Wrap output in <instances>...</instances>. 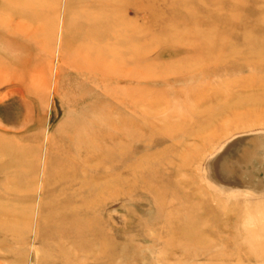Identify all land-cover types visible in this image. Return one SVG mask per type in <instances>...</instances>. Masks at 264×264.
Masks as SVG:
<instances>
[{"label":"rangeland","instance_id":"obj_1","mask_svg":"<svg viewBox=\"0 0 264 264\" xmlns=\"http://www.w3.org/2000/svg\"><path fill=\"white\" fill-rule=\"evenodd\" d=\"M257 132L264 0H0V264H264V194L207 170Z\"/></svg>","mask_w":264,"mask_h":264},{"label":"water","instance_id":"obj_2","mask_svg":"<svg viewBox=\"0 0 264 264\" xmlns=\"http://www.w3.org/2000/svg\"><path fill=\"white\" fill-rule=\"evenodd\" d=\"M51 118L52 107L49 111V123ZM224 145L221 152L213 156V160H209L207 163L209 181L219 189L247 191L255 195L264 194V132L236 136ZM227 149H229L228 151L235 149L231 153L238 154H240V150L244 149V152L249 156L244 163H238L230 177L225 179L221 176L223 167L220 163L216 164V167L214 165L213 169H211V165ZM233 156L236 157V155Z\"/></svg>","mask_w":264,"mask_h":264},{"label":"bare ground","instance_id":"obj_3","mask_svg":"<svg viewBox=\"0 0 264 264\" xmlns=\"http://www.w3.org/2000/svg\"><path fill=\"white\" fill-rule=\"evenodd\" d=\"M70 4L71 3H69L68 4V6H67V12L70 10V8H71V6H70ZM96 5V6H93V5ZM102 5L100 4V7H101ZM84 7H86V8H93V7H99V1L98 2H96V1H94V3L92 2V3H90V4H85L84 5ZM85 8V9H86ZM83 11V10H82ZM88 13V12H87ZM84 18L86 19V20H88L86 23H88V24H86V23H84V24H86V25H84V24H82L81 26L82 27H79L78 29H79V34H77V35H74L72 38H73V40H72V43H76V44H74V46H77L78 47V52H79V55L78 56H76L77 57V59H75V60H77V65H76V67H78V68H80V69H85V68H88V66L89 65H91L92 63H95V62H101V59H102V56H101V52H100V47H99V45H100V43L101 42H103V40H104V38H103V36H102V34H101V32H97L95 35H93V34H90L92 31L91 30H93L94 28H97L98 27V24H95L91 19L89 20V15H87V14H85V16H84ZM66 21L67 22H65V33H64V35H65V40H66V38H67V35H70L71 33H73V30L75 29L76 30V28L74 27V29L72 28V26H71V20H69V19H66ZM23 27L22 26H20V24H18V23H15V24H11V21L9 22V24L7 25V27H6V30H5V32H4V34H8V35H13V34H19L20 33V30L22 29ZM97 30H99L98 28H97ZM96 30V31H97ZM112 30H114V29H111V32H112ZM110 32V34L113 36V38L111 37V35H110V37L113 39L112 41H114L115 42V36L113 35V33H111ZM14 36V35H13ZM109 37V38H110ZM15 39H18V37L17 38H15ZM108 40V39H107ZM106 42V41H105ZM104 42V43H105ZM111 42V41H110ZM103 43V44H104ZM115 43H117V42H115ZM102 44V46L103 47H105L104 45ZM115 45V44H114ZM113 45V46H114ZM86 46V47H85ZM116 46V45H115ZM106 48V47H105ZM108 48H110V46L109 47H107V50H108ZM112 49V48H111ZM111 49H109L110 51H111ZM114 50H117V49H114ZM110 51L109 52H105V53H110ZM114 52V51H113ZM116 52V51H115ZM104 54V53H103ZM117 54V53H116ZM110 55H112V53L110 54ZM114 55V54H113ZM118 55V54H117ZM104 56H106L105 54H104ZM75 57V56H74ZM107 60V59H106ZM116 60V59H115ZM103 61V60H102ZM116 62H117V60H116ZM113 64H115L114 62H113ZM75 66V65H74ZM101 66V65H100ZM97 68V67H96ZM99 70V69H98ZM93 71V70H92ZM111 74V73H110ZM44 82V81H43ZM16 92V91H15ZM189 133V132H188ZM192 136V135H191Z\"/></svg>","mask_w":264,"mask_h":264},{"label":"crops","instance_id":"obj_4","mask_svg":"<svg viewBox=\"0 0 264 264\" xmlns=\"http://www.w3.org/2000/svg\"><path fill=\"white\" fill-rule=\"evenodd\" d=\"M233 155H236V157H234ZM248 156L249 154L244 152V149L240 150V154L238 153H231V154L228 153L227 154L226 153L225 157L223 159L221 158V161L219 162L221 167H223L222 174H221L222 178H225V179L229 178L230 175L234 171L233 169H236L238 163L240 162L244 163L245 159H248Z\"/></svg>","mask_w":264,"mask_h":264}]
</instances>
